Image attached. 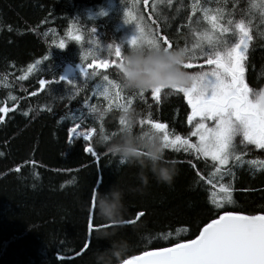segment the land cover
I'll use <instances>...</instances> for the list:
<instances>
[{"label":"trees","instance_id":"16d2710c","mask_svg":"<svg viewBox=\"0 0 264 264\" xmlns=\"http://www.w3.org/2000/svg\"><path fill=\"white\" fill-rule=\"evenodd\" d=\"M122 4L135 7L143 23L168 37L173 48L196 42L190 24L197 31L209 27L202 9H208L209 15L223 9L220 23L225 25L229 19L251 20L253 39L243 62L245 81L255 90L264 85V17L259 8L249 14L252 0H171L170 4L168 0H0V108L8 109L0 112L4 116L0 121V264H95V251L106 248L109 240L97 239L94 227L89 247L83 248L90 215L94 226L105 225L100 229L115 232L111 239L129 241L120 264L141 251L193 239L209 218L222 211H264V149L241 145L239 136L240 158L230 159L219 171L211 157L167 148L166 158L176 168L172 182L150 177L147 186L138 178L139 165L122 163L106 144L97 142L101 132L108 142L119 133L124 111L118 104L138 114L137 131L149 127L139 120L150 118L166 123L170 134L198 140L191 135L197 119L188 122L191 108L182 92L164 89L157 100L150 89L141 96L121 86L119 63L111 62H120L116 46L123 55L129 47L127 29L135 26V21L125 22ZM102 9L106 15H101ZM222 35L229 44L237 42L233 33ZM61 40L63 49L58 48ZM204 59L197 52L192 60L196 66L185 70L204 71L210 67ZM103 60L109 61L107 68L98 67ZM68 65L76 68L74 74H65ZM78 65L95 75L82 76ZM62 76L72 83L62 81ZM104 77L120 85L119 99L117 89L109 98L99 94ZM91 105L104 111L102 120L90 112ZM75 125L95 129L91 139L76 137L69 143L68 129ZM89 144L96 155L84 151ZM209 178L214 184L231 185L232 203L216 208L210 202ZM110 187L122 195L126 208L119 226L97 214L98 193ZM93 192L94 208L90 207ZM136 211L144 215L126 223Z\"/></svg>","mask_w":264,"mask_h":264},{"label":"snow or ice","instance_id":"6c2138e0","mask_svg":"<svg viewBox=\"0 0 264 264\" xmlns=\"http://www.w3.org/2000/svg\"><path fill=\"white\" fill-rule=\"evenodd\" d=\"M147 2V0H145ZM169 4L171 0H168ZM198 2V0H197ZM259 8L264 17V0L257 4L252 0L249 14L253 9ZM205 13L204 19L209 27L203 31H197L191 24L192 34L196 42L189 47H183L188 53V59L184 62V68H193L196 65L192 60L197 52L205 57L204 64L213 66L205 71L189 72L193 76L190 86L173 85L174 92H182L191 106V113L187 119L192 123L195 118L199 120L195 123L192 136L198 138L193 142L187 136H181L174 132L170 134L166 123L157 122L152 119L139 120L140 125L147 124L150 128L161 133V139L168 149L177 151L183 149L184 152L192 151L203 157H211L216 162L215 168L219 171L222 166L228 165L230 159H239L237 156V145L235 138L241 137L240 144H252L258 149H264V89L253 91L245 81L244 61L248 43L253 39L251 34V20L245 19L233 21L229 19L227 24H221L223 19V9H216L215 14L209 15L208 9H202ZM192 11H196L194 5ZM101 15H106V11L101 10ZM125 22L135 21V31L128 38V44H135L143 41L146 45L163 46L165 49L172 47V42L166 36L157 35L150 26L143 23L142 16H134L132 12L126 11ZM191 20V17H189ZM234 25V27H233ZM223 33H233L238 37L236 43L229 44L223 37ZM79 40L80 37H75ZM55 43V41H53ZM65 42L61 40L58 48H65ZM115 56L122 60L121 48L116 46ZM39 63V61H37ZM95 64L96 61L94 60ZM117 64L116 60L111 62ZM120 64V63H119ZM118 64V65H119ZM117 65V66H118ZM108 60H103L98 67L107 68ZM89 68L92 65H88ZM32 66L29 65V70ZM82 76L95 75V71L89 74L83 66L80 67ZM69 84L72 80L67 76L60 78ZM99 94L109 98L113 89L117 99L120 97V85L116 81L108 80L104 77ZM41 88L46 81L40 80ZM165 85L150 88L151 95L157 100L164 90ZM145 89L138 90V94L143 96ZM35 93H33L34 95ZM15 99V98H13ZM128 103H131L129 97ZM124 111H128L127 105L118 104ZM92 113L100 112L98 119L103 118L104 111L95 105L89 106ZM7 108H0V112H7ZM27 114V113H25ZM4 116L0 115V121ZM212 120L213 126L209 127L205 121ZM120 125L125 124L124 116L119 119ZM95 129L88 128L79 130V125L68 129V141L71 143L76 137L89 140ZM101 136L108 140V136ZM84 151L96 155L91 144L84 148ZM242 156V153H241ZM195 167V165H192ZM19 166H17L18 170ZM199 175V173L197 174ZM209 188V200L216 208H222L225 203H232V187L230 184L220 182L214 184L212 179L207 180ZM95 192L90 197V207H95ZM144 213L136 211L132 219L126 221L128 224L135 223ZM113 223V222H112ZM105 225L93 224V217L90 215L87 222V234L83 248L89 247L91 234ZM167 237H165L166 239ZM120 264H264V211L256 214H245L243 211H222L217 213L216 218H209L207 223L199 229L198 234L193 239H180L178 242H171L167 247H153L150 250L141 251L138 255L120 261Z\"/></svg>","mask_w":264,"mask_h":264},{"label":"clouds","instance_id":"9594fccd","mask_svg":"<svg viewBox=\"0 0 264 264\" xmlns=\"http://www.w3.org/2000/svg\"><path fill=\"white\" fill-rule=\"evenodd\" d=\"M188 53L183 47L165 49L163 46L146 45L143 41L130 44L117 66L121 86L138 91L165 85L173 91V85L190 86L193 76L183 67ZM97 116L100 112H96ZM125 124L119 133L110 138V142L100 136L98 143L107 145V150L124 163L139 165L138 178L143 186L149 179L155 178L160 183L170 184L176 174L175 162L166 158V150L161 133L150 127L136 130L138 114L128 110L124 114ZM150 173V176H149ZM126 211L122 195L114 187L104 193H98L97 214L113 222L114 226L123 223ZM114 231L100 229L97 239H107L109 244L94 253L95 264H118L129 249L126 239H111Z\"/></svg>","mask_w":264,"mask_h":264},{"label":"rangeland","instance_id":"374dc122","mask_svg":"<svg viewBox=\"0 0 264 264\" xmlns=\"http://www.w3.org/2000/svg\"><path fill=\"white\" fill-rule=\"evenodd\" d=\"M162 4H164V3L160 2L159 5H162ZM166 4H167V2H166ZM120 8L123 9L124 12H126V11H130V12H132V14H133L134 16H138V15L135 13V12H136V10H134L135 7H134L133 9H128V7H126V6H124V5L122 4V6H120ZM143 20H144V18H143ZM135 27H136V26H130V27L127 29V33L129 34V37H131V35L134 34ZM118 63H120V62H117V64H118ZM210 67H213V66H210ZM70 68H71L70 65L66 66L65 71L70 70ZM207 69H208V68H207ZM207 69H205V70H207ZM205 70H204V71H205ZM74 72H76V69L74 70ZM74 72L71 73V74H74ZM71 74H69V75H71ZM103 83H105V81H103L102 84H100L99 86H102ZM250 89H252V88H250ZM260 89H264V85H263ZM260 89H258V90L252 89V90H253V91H259ZM114 91H115V90H114ZM196 119H197V121L199 120V118H196ZM205 123H206L209 127H211V126H213V123H214V122H212L211 120H207V121H205ZM79 130H80V131H84V130H82L81 127H79ZM197 139H198V138H197ZM238 140H239V139H236V138H235V143H237Z\"/></svg>","mask_w":264,"mask_h":264},{"label":"bare ground","instance_id":"6f19581e","mask_svg":"<svg viewBox=\"0 0 264 264\" xmlns=\"http://www.w3.org/2000/svg\"><path fill=\"white\" fill-rule=\"evenodd\" d=\"M80 67H81V65H78V66H77V68H79V70H80ZM71 68H74V67H73V66H71ZM71 68H70V70H71ZM75 69H76V68H74V70H75ZM70 70H67V71H65V74H66V75H68V73H67V72H68V71H70ZM74 73H75V72H74ZM93 133H94V132H93ZM92 135H93V134H92Z\"/></svg>","mask_w":264,"mask_h":264},{"label":"water","instance_id":"95a60500","mask_svg":"<svg viewBox=\"0 0 264 264\" xmlns=\"http://www.w3.org/2000/svg\"><path fill=\"white\" fill-rule=\"evenodd\" d=\"M74 72V68H71V70L70 71H68L67 73H68V75L69 74H71V73H73ZM186 101H187V99H186ZM187 103H188V101H187ZM189 105V104H188ZM190 106V105H189ZM190 108H191V106H190Z\"/></svg>","mask_w":264,"mask_h":264}]
</instances>
